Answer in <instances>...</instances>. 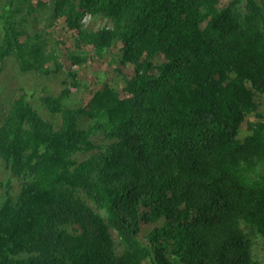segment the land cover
Returning <instances> with one entry per match:
<instances>
[{
	"label": "trees",
	"instance_id": "16d2710c",
	"mask_svg": "<svg viewBox=\"0 0 264 264\" xmlns=\"http://www.w3.org/2000/svg\"><path fill=\"white\" fill-rule=\"evenodd\" d=\"M237 3L0 0V63L85 86L71 68L107 57L122 81L99 76L88 110L63 83L49 120L26 92L10 105L0 162L20 191L0 201V264H257L264 2L243 19Z\"/></svg>",
	"mask_w": 264,
	"mask_h": 264
},
{
	"label": "rangeland",
	"instance_id": "374dc122",
	"mask_svg": "<svg viewBox=\"0 0 264 264\" xmlns=\"http://www.w3.org/2000/svg\"><path fill=\"white\" fill-rule=\"evenodd\" d=\"M238 1L239 3L235 4L233 7V11L236 12L241 19H243L246 13V0ZM43 2H47V0H43ZM256 2L259 5H262L264 0H256ZM228 3L229 1L225 2V6H227ZM83 20L87 22L88 16H84ZM58 40L67 44V42L71 39L67 36V34H64L59 36ZM86 64H88L90 69L89 75L80 72L79 66L77 65L71 68L73 73L77 74L79 77L81 75L82 80L86 81V85L82 86L77 85L76 83L73 84L69 81L63 71L48 73L47 75H36L33 72L26 73L19 68L14 58L7 57L0 63V127L10 105H12L13 101L22 91L28 93L30 97L34 96L31 100L32 105L41 114H43L46 120H49V112L45 110L42 98L57 97V95L61 94L64 88L63 83H66L65 87L71 92L72 103L74 105L85 107L87 110L90 109L89 89L96 84V79H98L99 76L102 77L101 81L106 82L108 85L114 82H118L121 85L122 81L120 78H115L116 74L113 71V65L107 57H96L91 60V62H87ZM120 95L121 97L126 96L122 90L120 91ZM254 121V118L245 120L241 127V138L248 134L249 126ZM19 191L20 183L18 179L6 171L0 162V201L6 195H10L12 197L17 196ZM246 227L247 226L244 223H241L240 228L245 234L247 233L245 230ZM251 240L253 241L252 255L254 260L257 264H264V241L259 236L254 234L251 235Z\"/></svg>",
	"mask_w": 264,
	"mask_h": 264
}]
</instances>
